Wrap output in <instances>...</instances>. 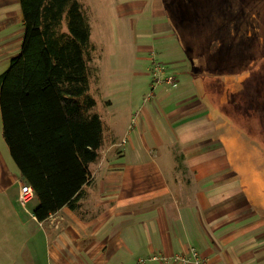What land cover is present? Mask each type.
<instances>
[{
    "label": "crops",
    "instance_id": "obj_1",
    "mask_svg": "<svg viewBox=\"0 0 264 264\" xmlns=\"http://www.w3.org/2000/svg\"><path fill=\"white\" fill-rule=\"evenodd\" d=\"M118 5L124 15H142L150 5L157 18L153 28L163 47L156 51L138 43L136 65L142 64L144 54L154 52L175 69L161 72L163 81L155 84L152 101L143 96L135 106L128 147L111 136L108 149L121 146L120 154L110 151L109 159L103 158V136L100 157L90 164V183L82 187L76 208L63 207L45 221L34 215L36 196L26 209L19 205L20 184L27 181L5 138L0 107V264H196L192 248L202 264H264L260 181L239 177L240 171L249 174L254 169L237 164L239 153L231 154L225 142L231 119L221 113L214 116L209 95L200 87L203 78H196L182 52L171 46L174 31L165 1L120 0ZM24 34L20 0H0V75L21 53ZM139 36L145 40V34ZM174 47L177 53L171 54ZM136 75L149 80L144 71ZM169 77L175 86L164 81ZM146 87L133 90L140 95ZM102 103L109 110L115 107L104 99ZM155 156L170 174L167 178ZM251 156L257 172L264 154L257 149ZM104 165L118 176L99 183ZM149 169L159 171L161 186L145 180ZM177 256L189 262L177 261Z\"/></svg>",
    "mask_w": 264,
    "mask_h": 264
},
{
    "label": "trees",
    "instance_id": "obj_2",
    "mask_svg": "<svg viewBox=\"0 0 264 264\" xmlns=\"http://www.w3.org/2000/svg\"><path fill=\"white\" fill-rule=\"evenodd\" d=\"M164 1L193 66L209 53L212 71L234 69L228 81H236L232 74L243 63L228 61L204 43L210 35L205 26L209 0H195L199 7L195 22L183 21L174 0ZM20 4L25 34L21 53L0 75V107L13 158L39 200L34 215L45 221L63 207L76 208L82 187L90 183V164L100 157L103 126L100 116L92 113L96 100L89 95L91 31L80 2L20 0ZM263 93L259 101L264 108ZM237 101L233 95L227 98L228 104Z\"/></svg>",
    "mask_w": 264,
    "mask_h": 264
},
{
    "label": "rangeland",
    "instance_id": "obj_3",
    "mask_svg": "<svg viewBox=\"0 0 264 264\" xmlns=\"http://www.w3.org/2000/svg\"><path fill=\"white\" fill-rule=\"evenodd\" d=\"M78 1L88 20L91 31L89 95L97 102L93 112L103 117V136L106 144L102 148V155L103 158L107 157L109 159L110 151L119 155L121 148V146H117L115 150H109L108 148L112 145L109 140L110 137H114V140L124 148L128 147V133L132 128L129 129V125L132 124V118L137 110L136 107L141 103L143 96V99L147 101L153 99L157 79L152 67V56L157 55L156 60L162 64L164 69L170 68L173 70L176 65L161 61L158 53L155 54L154 52L150 57L144 54L141 58L142 64L140 66L136 65L135 60L138 62L136 56L138 43H147L156 51L163 47L160 42H156V38L160 35L154 32L153 23L156 22L157 18L153 16L150 5L142 15H131L129 13L124 15L118 5L120 0ZM153 1L158 4L161 2V0H150V3ZM174 1L176 11L183 21L195 22L199 17V7L196 1ZM209 2L210 17L205 26L210 31V35L204 43L207 46L210 43L213 50L217 53L220 52L222 56H226L228 61L243 63L235 69L237 74H232L233 79L236 81H228V78L232 77L230 76L231 70L234 69L225 67L223 74L217 73L218 70L214 67L215 73L212 71V59L209 53V55H205L207 59L205 57L201 58V64L193 66L187 56L185 47L179 42V37L175 32H173V38L170 41L171 46H175L180 53L182 52L188 60L186 66L189 70H193V75L196 78L198 76L203 78L204 81L201 79V82L205 83H201L200 87L202 90L206 89L207 96L209 91L213 89V94L208 96L209 102H211L209 108L213 107L215 117L221 113L226 118L231 119L229 121V137L228 140H225L227 147L231 154L239 153L240 162L238 163L237 160L238 165L244 163L247 169H254V173L250 172L249 174L240 171L239 177L243 181L247 179L260 181L257 190L260 189V196L264 197V156L261 157L262 161L257 172L255 170L257 166H254V157L251 156L253 150L257 149L264 154V108L259 101L264 90V84H262L263 87L259 84L264 80V0H209ZM64 24L67 26L66 19ZM140 34L146 35L145 40H139ZM207 46L205 47L207 48ZM175 47L170 51L171 54L174 51L177 53ZM206 62L208 63L207 67ZM137 71L148 73L149 80L146 76L136 75ZM245 76L247 78L242 80ZM227 82H229V85L226 84ZM137 86L141 88L147 86V90L140 95L136 94L133 88ZM101 87L105 90L103 91ZM229 95H233L238 100L236 105L232 102L227 103ZM118 98L129 102L122 104L121 101H118ZM102 99L105 102L115 103V107L111 110L107 109L102 103ZM226 111L231 113L234 120ZM232 120L235 121V124ZM112 124L114 125V134L109 131V126H112ZM154 160L163 178H167L170 174L162 164L160 157L155 156ZM114 161L118 162L119 159H114ZM94 166L92 165L93 168ZM108 166L104 165L101 168L99 183L109 176H118L117 171L113 169H111L112 172L108 171ZM143 176L146 181H149V185L153 187L161 186L160 173L156 169L147 170ZM247 184L250 186L248 182ZM20 207L22 208L21 205Z\"/></svg>",
    "mask_w": 264,
    "mask_h": 264
},
{
    "label": "built area",
    "instance_id": "obj_4",
    "mask_svg": "<svg viewBox=\"0 0 264 264\" xmlns=\"http://www.w3.org/2000/svg\"><path fill=\"white\" fill-rule=\"evenodd\" d=\"M152 62H153V69L156 75V79H157V83L162 82V77H161V72L164 69V67L162 66V64L160 62H157L156 60V56L153 55L152 56ZM166 83L175 86V83L173 81L172 77L167 78L166 80H164ZM35 197V192L34 189L32 188V186H30L27 183H22L20 184V189H19V194H18V202L19 204L26 209L28 203ZM191 254L196 262V264H202V261L199 260L198 258V253L197 251L192 248L191 249ZM175 260L177 261H182V262H189V259L185 258V257H176Z\"/></svg>",
    "mask_w": 264,
    "mask_h": 264
}]
</instances>
